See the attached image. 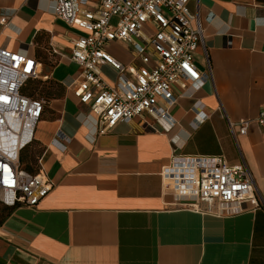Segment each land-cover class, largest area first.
<instances>
[{
    "label": "crops",
    "instance_id": "crops-1",
    "mask_svg": "<svg viewBox=\"0 0 264 264\" xmlns=\"http://www.w3.org/2000/svg\"><path fill=\"white\" fill-rule=\"evenodd\" d=\"M188 7L203 28L194 64L209 67L211 79L199 88L172 86L168 132L135 117L99 134L89 105L73 94L80 68L71 41L85 32L54 15L49 0H0V47L37 59L47 80L26 147L34 151L33 174L52 183L34 207L0 203V264H264V126L252 122L239 135L234 125V139L227 124L264 108V0ZM128 50L122 42L106 46L123 64ZM100 74L115 81L108 65ZM173 155L243 160L260 206L222 216L174 206L160 178Z\"/></svg>",
    "mask_w": 264,
    "mask_h": 264
},
{
    "label": "built area",
    "instance_id": "built-area-1",
    "mask_svg": "<svg viewBox=\"0 0 264 264\" xmlns=\"http://www.w3.org/2000/svg\"><path fill=\"white\" fill-rule=\"evenodd\" d=\"M49 1L54 15L85 32L71 41L70 59L80 68L73 94L89 105L99 134L135 117H148L168 132L175 124L172 86L199 88L211 79L209 67L200 72L194 64L203 28L198 12L189 10L191 0H97L94 6L88 0ZM113 42L128 45V64L106 51ZM103 65L116 72L113 84L102 78ZM40 70L34 57L0 47V203L7 207H34L52 189L41 172L30 173L19 162L44 110V100L23 93L29 81L40 79ZM252 122L264 126V108L253 120H227L234 139V125L244 135ZM160 178L176 207L222 216L245 210V204L260 206L243 160L173 155Z\"/></svg>",
    "mask_w": 264,
    "mask_h": 264
},
{
    "label": "rangeland",
    "instance_id": "rangeland-1",
    "mask_svg": "<svg viewBox=\"0 0 264 264\" xmlns=\"http://www.w3.org/2000/svg\"><path fill=\"white\" fill-rule=\"evenodd\" d=\"M116 19L112 18L111 23H115ZM45 85L44 83L40 82V81H33V82H29L25 89L24 92L29 94V93H38L37 95H40L41 93L44 92ZM24 157V159L26 160V162H29V167L30 170H27L29 172H35V163L33 161L34 158V151L31 149H24L22 152H20L19 156ZM24 168L26 166V164H21Z\"/></svg>",
    "mask_w": 264,
    "mask_h": 264
},
{
    "label": "trees",
    "instance_id": "trees-1",
    "mask_svg": "<svg viewBox=\"0 0 264 264\" xmlns=\"http://www.w3.org/2000/svg\"><path fill=\"white\" fill-rule=\"evenodd\" d=\"M33 81H40V82H42V83H43V82L45 83V81H47V80L42 81L41 79H36V80H31V81H29V82H33ZM29 82H28V83H29ZM28 83H27V84H28ZM24 89H25V88H24ZM24 89H23V93H25V92H24ZM25 94H27V93H25ZM37 94H38V93H29V94H27V95H32V96L38 97ZM26 148H27V147L23 148L20 152H22V151H23L24 149H26ZM33 161H34V163H35V155H34ZM19 162H20V164H24V163H25V164H26L25 168H24L22 165H21V166H22L24 169H26V170H30L29 162L27 163L26 160L24 159V157H22L21 155L19 156Z\"/></svg>",
    "mask_w": 264,
    "mask_h": 264
}]
</instances>
